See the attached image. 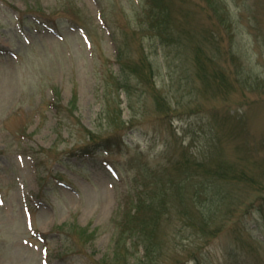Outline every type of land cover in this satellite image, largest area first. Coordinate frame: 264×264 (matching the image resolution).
I'll use <instances>...</instances> for the list:
<instances>
[{
    "label": "rangeland",
    "instance_id": "obj_1",
    "mask_svg": "<svg viewBox=\"0 0 264 264\" xmlns=\"http://www.w3.org/2000/svg\"><path fill=\"white\" fill-rule=\"evenodd\" d=\"M149 1L0 0V264L174 262L158 247L145 257L130 227L160 209L159 195L134 205L145 176L153 188L143 195L161 194L144 169L182 160L184 149L238 163L264 184V0H154L155 10ZM164 21L171 28L161 38ZM142 53L168 112L134 75L131 98L118 89L121 63L134 67ZM110 110L129 126L126 143L82 153L89 131L111 133ZM234 189L228 224L245 213L243 246L227 229L205 244L198 222L175 216L156 224L162 251L203 244L202 264H264V213L249 203L259 191L244 181ZM203 208L197 221L216 212Z\"/></svg>",
    "mask_w": 264,
    "mask_h": 264
},
{
    "label": "trees",
    "instance_id": "obj_2",
    "mask_svg": "<svg viewBox=\"0 0 264 264\" xmlns=\"http://www.w3.org/2000/svg\"><path fill=\"white\" fill-rule=\"evenodd\" d=\"M157 4L159 0H156ZM151 4L152 10H155L156 6L154 5V0L149 1ZM159 6V5H158ZM158 9H156L157 11ZM154 14L151 13V16ZM165 16V14H163ZM166 17V16H165ZM155 26V25H154ZM171 25L164 21L159 25V30L156 33L161 36V38H166V34L168 30L171 28ZM172 41V40H170ZM124 47H119L118 57L119 59L124 58ZM200 55L197 54V63L200 68H198V73H200L203 69V62L201 60ZM157 69L153 66L152 61L150 60L149 55L146 53H142L141 57L136 60V64L134 67H130L129 64L125 62L121 63V76L117 77L116 82L118 84V89L124 90L127 92L128 96L131 98L132 94V80L131 75H134L137 79H139L138 84L146 85L145 87L150 88L153 92V95L156 99L157 108L159 111H163L161 105L167 106L166 111L168 112L171 108L167 98L163 93L159 95L155 80L153 78L154 72ZM167 103V104H166ZM112 114V115H111ZM119 116H122L119 115ZM107 117L111 118L110 123L113 126L111 133L104 136H99L97 133L89 131L88 142L80 145L79 149L82 153L94 154L97 150L99 152L108 151L112 148L113 145L121 143L125 144L124 133L129 126L126 125V120L122 119L120 121L119 117L116 116L111 110L107 113ZM174 140H176V134L173 133ZM177 146H174L176 148ZM182 147V146H181ZM184 148V147H183ZM169 147L167 145L166 152ZM182 160H176L175 157H171L167 162V166H150L144 169L152 171L153 178H156L153 182H155L160 190L161 194L155 193L154 195H143V193H147L150 188H153V185L146 181L148 179L145 176V180L142 184V190H139L136 194L138 196V201L134 203L138 208L141 207V203L146 202L148 199L149 206L154 204V197L156 195L160 196V203L158 204L159 210L154 209V213L150 215H146L141 221L139 220V224H134L130 228L135 230L136 233L139 232L140 236L143 237V249L144 256L148 257L151 255V251L159 249L162 253H176L174 257L176 258L173 261L168 262V264H179L181 262V258L183 256H189L196 260L198 264H202V257L197 255L198 251H201L204 245L195 246L194 248H188L185 250V253L182 255L180 253L182 250L178 249L176 245H172L166 247L164 251H162L161 241L156 235V224L162 220L167 219V221H171L175 216L182 220L184 217L189 216V220L191 225H200L197 230L200 231L203 237H206L207 241L205 244L209 243L213 237H216L219 234V231L222 229H227L228 233H233L235 238L238 240L239 244L244 245L246 232V227L243 224V217L245 213L238 214V216H234L232 218V223L228 224L231 221V217H233L234 213L237 211L236 207H231L232 201H238L237 191L234 189V185L241 183V181L248 183L255 187L256 193L253 201H249L250 206L258 208V210H262L264 213V184L259 182V180H255L253 176H251L247 170L242 168L238 163L235 165L234 163H226L224 162H215L214 159H210L211 161L202 160L199 161L194 156V153H189L188 150L184 149L183 154L181 155ZM164 167V168H163ZM152 182V183H153ZM159 182V183H158ZM168 190H170L169 194H167ZM200 193H206L205 198L207 201L203 205L195 202L199 201ZM149 196V197H148ZM209 207V210L213 215L208 214H200L202 216V220L197 221L194 217L196 215L197 208L200 211H205L203 206ZM193 206L195 210H190V206ZM197 207V208H196ZM251 208V207H250ZM249 210V209H247ZM137 213V211H136ZM199 214V212H197ZM217 213H223L224 223L219 222L218 225L213 224L212 226H217L215 228L211 227L210 222L213 216ZM194 214V215H193ZM219 216V215H218ZM183 221H185L183 219ZM223 223V225H220ZM196 227V226H192ZM230 231V232H229ZM154 232V233H153ZM169 232V231H168ZM170 233V232H169ZM151 234V236H150ZM154 235V241L151 237ZM237 249H231L228 251V254L232 257H236ZM201 253V252H200ZM153 260L147 261L146 264H152ZM229 264H248L245 261L240 259L230 261Z\"/></svg>",
    "mask_w": 264,
    "mask_h": 264
}]
</instances>
